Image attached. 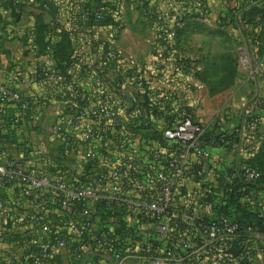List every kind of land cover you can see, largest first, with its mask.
Segmentation results:
<instances>
[{"label": "built area", "instance_id": "obj_1", "mask_svg": "<svg viewBox=\"0 0 264 264\" xmlns=\"http://www.w3.org/2000/svg\"><path fill=\"white\" fill-rule=\"evenodd\" d=\"M202 1L179 0L178 9L158 18L163 46L172 51L178 48L177 31L183 28V18L192 11L204 15ZM80 37L90 44V37ZM107 45L104 58L109 64L118 59L134 62ZM238 64L264 82V64L253 67L244 48L239 50ZM102 66L97 69L103 71L106 65ZM68 89V104L54 121L52 132L61 138L66 158L77 151L80 163L76 170L65 165L64 172L50 177L42 166L52 158L43 148H34L25 166L12 160L0 163V187L18 182L22 199L42 198L49 206L13 220L15 227L32 232L34 246L46 264L67 252L74 239L84 237L88 240L80 250L106 257L111 264H252L257 249L264 245V235L250 227L240 230L227 216L218 214L217 207L229 204L226 183L260 179V172L249 164L264 143V130H257L256 121L248 120L235 130L238 140L222 158L205 143V129L199 123L180 116L176 122L169 119V100L149 97L155 109L137 108L123 115L116 90L93 99L72 84ZM9 102L18 105L13 123L26 120L30 102L19 92L0 86L2 114ZM223 169L231 172L225 179L220 174ZM103 211L113 216L100 222L92 219ZM65 213L68 216L62 219ZM0 220H11L1 199ZM104 220H110V225ZM115 231H131V235L122 240ZM241 233L248 239L242 240ZM4 240L0 234V246ZM79 264L93 263L83 256Z\"/></svg>", "mask_w": 264, "mask_h": 264}, {"label": "crops", "instance_id": "obj_2", "mask_svg": "<svg viewBox=\"0 0 264 264\" xmlns=\"http://www.w3.org/2000/svg\"><path fill=\"white\" fill-rule=\"evenodd\" d=\"M19 1L25 9L18 22L10 23L4 33H0V86L30 98L33 106L29 118L21 125L10 130L0 124V163L13 160L21 165L31 157L34 148H43L50 155H56V151L62 148V140L53 134L52 126L68 104L70 84L75 89L80 88L90 96H95L94 98L104 90H116L123 115L125 111L132 112L137 108L147 110L144 101L151 97L171 101L168 109L170 115L177 106L189 107L193 120L204 129L218 124L230 130L245 115L246 122L254 119L257 130H264V82L257 73L243 71L236 57L239 49L244 48L253 67L264 64V17L254 15L248 19L237 13L242 9V4L246 8L257 6L262 9L264 0H205L204 15L195 14L188 25L181 29L179 45L174 51L158 41V18L165 17L170 10L178 9L179 0H99L114 7L111 19L118 25V30L114 28V24L93 26V37L99 46L92 51L89 47L85 48L83 65L88 70L96 65L103 53L104 43L120 49L123 58H131L134 62L118 59L105 68L104 77L95 80L93 70L92 76L73 66L67 81L59 76H52L49 69L44 74L45 78H33L37 63H44L49 68L53 63L45 56L36 60L34 48L23 45L20 41L25 30L32 25L33 14L40 11L35 10L37 7L33 6L31 0ZM53 1L57 6L56 12L45 14V22L54 21L61 28L69 29L76 20L65 9L68 0ZM89 4L95 6L93 1ZM230 10L238 22H231L228 15ZM0 13L7 17L6 20H10L6 11L0 9ZM119 20H122L121 25ZM115 31L117 37L113 38ZM228 57L231 58L230 61H227ZM182 60L193 63L190 69L184 68L182 64V70L178 72L177 66ZM209 69L215 73V83L212 84L215 89L212 93L202 80L203 74ZM225 69L227 73L231 71V76L222 82L220 72ZM196 85H201V90H197ZM145 93L147 97L144 96ZM129 103L131 107L128 108ZM8 107L10 117L13 106L10 104ZM76 152L69 159L71 170H76L80 163ZM218 156L224 158L223 155ZM14 193L12 189L7 190L5 198L18 196ZM18 209L15 214L21 216ZM9 224L10 220L0 223V231H10ZM19 251L17 244H3L0 252L9 253L15 259L3 260L0 253V261L4 264L16 263ZM79 255L82 257L85 253L81 250L79 253H71L68 250L54 257L52 263L76 264ZM89 255L91 254L88 253L87 256ZM252 264H264V245L257 249Z\"/></svg>", "mask_w": 264, "mask_h": 264}, {"label": "trees", "instance_id": "obj_3", "mask_svg": "<svg viewBox=\"0 0 264 264\" xmlns=\"http://www.w3.org/2000/svg\"><path fill=\"white\" fill-rule=\"evenodd\" d=\"M31 1L33 2V6L37 7L35 8V10H39L40 12L33 14L32 25L25 30L20 41L23 45H30L32 48H34V57L36 60L40 57L45 56L53 63L51 68H49V66H46L44 63H37L36 69L34 70L33 78H45L44 74H47L49 69L51 73L53 72L52 74L61 77L62 79H64V81H67L70 79L69 72L73 66H76V68L78 67L79 71L85 70L86 74L92 76L93 74L91 73V70H93L95 72L93 80H95V78L104 77L106 74V70L103 69L104 67L102 65L105 64L106 67H108L110 63L104 58V54L107 50L106 47L108 45H103V53L100 54V58L96 61V65L91 67V70L86 69V66L83 65L85 56V53H83V51L86 47H89L92 51L95 48L97 49V47L99 46V43H97L93 37V26L114 24V28L118 30V25L114 23L111 19L114 7L109 6V4L107 3H102L99 0H68L67 4H65V9L67 8L70 16L75 18L76 21L70 25L69 29H66L61 28L58 24L54 23V21H51L50 23L45 22V14L56 12L55 9L57 8V6L53 0ZM90 1H93L95 5L94 7L89 4ZM202 7L204 11L205 0L202 1ZM0 9L6 11L10 19L6 20L7 17H4L0 13V33H4L6 27L10 25V23L15 24L18 22L21 13L25 9V6L23 5V3H20L19 0H0ZM231 11L232 10H230V13L228 14L231 17V22H238V19H236L235 16H232ZM237 13L241 14L244 18L247 17L248 19H250L254 15L264 17V8L258 9L257 6H251L246 8L245 5L242 4V9L238 10ZM98 14L100 15L99 19H97ZM193 17H195V13L192 11L189 15L183 18V28L188 25V23ZM80 34L90 37V44L87 45L86 38H81ZM180 35L181 29L177 31L178 41L180 39ZM158 41L162 42V39L159 38ZM163 42L161 43L162 45L164 44ZM230 59L231 58L228 57L227 61H230ZM192 63L193 62H191L190 60L181 61V64H183L184 68L186 69H190ZM99 65L103 67V71L97 69ZM220 73L222 75V82L227 80V78L231 76V71L227 73L226 69L224 71H221ZM214 78L215 73L213 71L211 72V69L205 72L202 77V80L210 87L211 93L215 89V87L212 86V84L215 83ZM76 89L77 92L81 94L85 93L80 88ZM103 92H105V90ZM85 95L87 97H93L90 96L89 93H85ZM69 96L70 94L68 92L67 97ZM99 96L101 95L99 94L96 98H98ZM144 96L147 97V93H145ZM23 98L30 102V109L27 117L28 119L31 113V108L33 106V101L30 98ZM10 104L13 106V113L10 117H8V105ZM144 105H146L147 111H152L153 109H155L153 106H151V104H149L148 98L145 99ZM17 107L18 105L12 102H9L7 106H5V113L2 114L0 112L1 125H4L6 126V128H9L11 130L12 128L21 125L22 122L27 120L26 119L17 124L13 123L17 112ZM178 116H180L182 119L190 118L193 120L192 112L189 107L180 108L177 106L176 109L172 110L169 119L173 122H176L180 118ZM244 116L242 115L241 118H239V120L236 122V125L230 130H227V128L220 127L218 124L213 128H205V143L213 147V154L223 155L226 158L228 152L230 151L231 145L238 140L236 138L237 133L235 132V130L240 128L241 125L246 122V117L244 118ZM174 119L176 120L174 121ZM251 120L255 121L254 119ZM50 156L52 158L51 162L48 164H43L42 170L47 175L54 178L55 176L64 172L65 165H69L70 161L64 156L63 148L61 147L56 151V155ZM30 158L31 157L25 159L21 166H25L26 163L29 162ZM249 163L253 168L257 169L260 172V179L254 183H243L241 180L238 179L232 180L230 184L226 183L224 189L226 194H228L229 196V204H220L217 207V213L227 216L233 223H235L239 227L240 230L246 227H250L253 230L264 235V218L262 217V215L264 214V143L261 145L258 152L250 159ZM223 170H225V172L220 174L221 178L225 179V177L231 172L228 171L229 169ZM220 182L221 184L223 183L221 180ZM9 189H12V191L14 190V194H18V196L14 195L12 199H6L5 192ZM20 190L21 185L18 182H13L11 184H6L5 186L0 187V199L3 201L6 207L9 208L11 214V220L9 224L11 225L10 231H0V234L5 236V245L12 246L13 244H17V246L20 248V251L17 252L18 259L16 260V263L14 262V264H40L38 260L40 261L41 259H44L43 263L41 264H46L47 261L45 260V258L41 257V255L34 246L35 239L32 237V232L29 229L25 230L15 227L13 224V220L17 216V213L15 214V212L17 211L16 209H18L19 207H21V209H18L20 213L25 214L28 212L42 211L45 210V208H48L49 206L45 204L44 201H42V198L32 197L30 199H22L20 196ZM25 205H28V207H25ZM110 215L112 214L103 211L95 215L92 219L96 222H100L101 220L107 218ZM67 216V213L60 215L62 219ZM0 223H2L1 220ZM114 233L115 235L118 234L122 236V240L124 239V237H128L127 234L131 235V231H123L121 233L115 231ZM240 238L242 240L248 239L245 233H241ZM87 240L88 238L85 237L81 239H74L72 245L69 248V251L71 253L73 251L75 253H79L80 245ZM232 252L233 254H236L235 250H233ZM0 253L2 255L1 257L3 258V260L11 258H13V260L15 259V257H12L9 253ZM79 256L80 257L77 259L78 262L76 264H79L81 262V255ZM84 256L87 257V254ZM89 256L93 264L102 262L99 259L100 255L91 253V255ZM52 259L50 260L51 262ZM0 264H4V262L1 260ZM243 264L247 263L243 262Z\"/></svg>", "mask_w": 264, "mask_h": 264}, {"label": "rangeland", "instance_id": "obj_4", "mask_svg": "<svg viewBox=\"0 0 264 264\" xmlns=\"http://www.w3.org/2000/svg\"><path fill=\"white\" fill-rule=\"evenodd\" d=\"M240 50V49H239ZM238 52V51H237ZM238 56H239V52L237 53V59H238ZM105 222H107V225H110V220H104ZM99 259L102 261L100 262L101 264H111L110 261L106 258V257H99ZM100 263H97V264H100Z\"/></svg>", "mask_w": 264, "mask_h": 264}]
</instances>
